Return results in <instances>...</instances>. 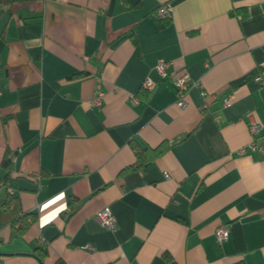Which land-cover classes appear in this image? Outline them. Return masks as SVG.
<instances>
[{"label": "crops", "instance_id": "0c3cea01", "mask_svg": "<svg viewBox=\"0 0 264 264\" xmlns=\"http://www.w3.org/2000/svg\"><path fill=\"white\" fill-rule=\"evenodd\" d=\"M185 70L196 85L180 108L172 78ZM249 118L264 125V0L0 6V163L8 151L10 190L37 217L22 234L0 227V264H39L38 247L41 264H264V156L246 148ZM162 141L130 168V142Z\"/></svg>", "mask_w": 264, "mask_h": 264}, {"label": "trees", "instance_id": "16d2710c", "mask_svg": "<svg viewBox=\"0 0 264 264\" xmlns=\"http://www.w3.org/2000/svg\"><path fill=\"white\" fill-rule=\"evenodd\" d=\"M23 1L25 0H0V6H9L13 3ZM130 146L136 158L130 168L141 169L148 165L154 158L162 155L171 145L168 141H162L156 147L141 146L135 142H130ZM10 161L8 151H6L0 163V168L6 171L5 175L0 178V227L7 224L17 233L22 234L37 220V217L34 213L24 211L18 197L13 195L10 190L12 181L10 176ZM33 253L39 264H41L46 255V250L43 247H38L34 249ZM54 264H64V262L57 260ZM234 264L243 263L237 262Z\"/></svg>", "mask_w": 264, "mask_h": 264}, {"label": "built area", "instance_id": "2783aa9c", "mask_svg": "<svg viewBox=\"0 0 264 264\" xmlns=\"http://www.w3.org/2000/svg\"><path fill=\"white\" fill-rule=\"evenodd\" d=\"M172 8L167 5L159 6L155 11V16L158 19H169L171 17ZM170 67V63L167 61H160L156 64L155 69L160 76L161 79H166L169 77L168 69ZM256 80H259V77H256ZM172 81L175 86V96H176V105L180 108L185 107L186 101V93L188 89L196 84L191 82L189 73L185 70L182 71L180 74L172 78ZM154 83L149 80L145 79L142 84L141 88L144 90H151L154 87ZM203 96H206L204 92H201ZM93 105L100 106L102 104V93L97 89V94L92 102ZM229 104V98L224 100V105ZM248 130L251 135V140L247 144L246 148L252 150L254 152H258L264 156V125L259 123L252 118L248 119ZM244 150H240L239 153H243ZM65 213L70 212V208L66 207L64 209ZM95 218L100 224V226L114 230L116 228L115 218L112 212L109 209H101L95 214ZM228 236V230L225 226H220L217 228L215 232V242L216 244H221L226 240Z\"/></svg>", "mask_w": 264, "mask_h": 264}]
</instances>
